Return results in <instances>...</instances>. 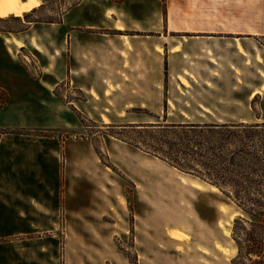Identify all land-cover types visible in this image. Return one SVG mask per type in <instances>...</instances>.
<instances>
[{
  "label": "rangeland",
  "instance_id": "374dc122",
  "mask_svg": "<svg viewBox=\"0 0 264 264\" xmlns=\"http://www.w3.org/2000/svg\"><path fill=\"white\" fill-rule=\"evenodd\" d=\"M263 84L264 0H41L0 18V139L58 149L67 209L54 231L35 214L0 226V264H232L244 214L147 126L264 125Z\"/></svg>",
  "mask_w": 264,
  "mask_h": 264
},
{
  "label": "trees",
  "instance_id": "16d2710c",
  "mask_svg": "<svg viewBox=\"0 0 264 264\" xmlns=\"http://www.w3.org/2000/svg\"><path fill=\"white\" fill-rule=\"evenodd\" d=\"M257 98L255 95L252 103ZM263 127L258 123L147 126L186 141L160 142L165 150L153 148L163 152L164 160L177 170L217 188L244 214L233 222L237 253L232 264H264Z\"/></svg>",
  "mask_w": 264,
  "mask_h": 264
},
{
  "label": "crops",
  "instance_id": "0c3cea01",
  "mask_svg": "<svg viewBox=\"0 0 264 264\" xmlns=\"http://www.w3.org/2000/svg\"><path fill=\"white\" fill-rule=\"evenodd\" d=\"M124 3L115 4L114 14L109 10L106 17L111 18L114 15L116 18V13ZM114 22L117 21L114 19ZM114 29L119 31L123 44L133 41L129 37V29H124L120 24ZM89 39L86 35V42ZM8 137L5 140L0 139V226H30L28 217L35 214L46 226L53 227L54 231V227H60L61 215L64 218L67 214L65 199L63 197L61 201L59 197L58 164L54 158L58 149L53 148L50 142L52 149L48 151V147H44L45 142L38 138H22L24 136L21 134ZM31 140L34 141L33 146L24 145L23 142ZM48 157L54 159L53 162H49ZM34 163V170L30 171ZM24 166L28 167L26 172H23ZM87 174L93 176V172L88 169ZM4 204L7 206H3ZM17 205H23V210H19ZM2 234L0 231V237Z\"/></svg>",
  "mask_w": 264,
  "mask_h": 264
},
{
  "label": "bare ground",
  "instance_id": "6f19581e",
  "mask_svg": "<svg viewBox=\"0 0 264 264\" xmlns=\"http://www.w3.org/2000/svg\"><path fill=\"white\" fill-rule=\"evenodd\" d=\"M40 4H41V0H0V18L5 19L8 18L10 15L16 18L21 17L23 13L31 12L32 10L38 8ZM6 42H11L19 48L23 47V42L16 38L11 39V41L9 39H6ZM239 49H241L240 46ZM261 89H263L264 91V84L262 85ZM257 93L258 91H254L252 97H254ZM193 185L197 189L201 188V186L197 183ZM211 188L212 190H217L215 187H211ZM226 234H228V232H226ZM168 236L171 239H177V240H181L186 237L184 233L176 229H171L170 231H168ZM222 251L224 250L222 249Z\"/></svg>",
  "mask_w": 264,
  "mask_h": 264
}]
</instances>
